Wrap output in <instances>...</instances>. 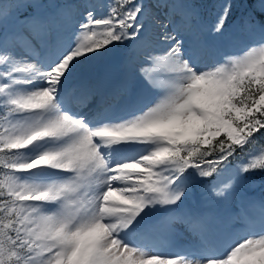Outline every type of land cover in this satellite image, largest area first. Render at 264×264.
I'll use <instances>...</instances> for the list:
<instances>
[{"label":"rangeland","instance_id":"374dc122","mask_svg":"<svg viewBox=\"0 0 264 264\" xmlns=\"http://www.w3.org/2000/svg\"><path fill=\"white\" fill-rule=\"evenodd\" d=\"M79 1L15 0L0 15V47L18 16L47 14L54 28L62 15L57 12H67ZM87 1L80 24L69 23L85 40L83 48L62 55L43 85L57 84L58 95L33 109L0 89V104L7 108L0 116V147L15 148L4 189L14 200L17 234L29 254L25 264H142L147 251L139 231L146 232L149 220L155 221L148 223L149 229L154 226L170 252L154 264H264V217L256 231L249 225L253 232L241 218L246 206H264V186L245 185L243 180L244 172L263 158L264 148L236 164L201 166L184 174L164 158L173 145L170 138L189 142L190 135L201 133L200 107L212 114L210 99L230 93L243 73H264V16L257 27L248 20L236 25L230 20L232 0H215L203 21L196 6L170 0L178 10L191 13L200 41L213 45L210 53H219L216 60L225 66L214 78H200L181 72L180 57L155 41L156 35L140 41L143 32L134 29L154 22L149 0H119L118 17L116 0ZM256 4L264 13V0ZM109 21L116 27L107 34ZM232 35L238 40L234 47ZM20 37L35 44L28 33ZM2 58L0 51V64ZM102 70L123 92L102 115L85 122L69 93L81 88L84 78L98 81L96 73ZM6 81L0 75V85ZM10 85L22 86L14 80ZM137 146L141 149L134 154L124 149ZM114 148L130 157L107 161L102 152ZM113 172H118L115 182L109 180ZM101 181L106 191L116 182L130 186L109 196L99 190ZM111 237L116 241L113 249L101 254V243ZM200 247L197 260L194 254Z\"/></svg>","mask_w":264,"mask_h":264},{"label":"bare ground","instance_id":"6f19581e","mask_svg":"<svg viewBox=\"0 0 264 264\" xmlns=\"http://www.w3.org/2000/svg\"><path fill=\"white\" fill-rule=\"evenodd\" d=\"M169 1L149 0V3H152L150 15L154 16L152 17L154 22L140 23L134 29L135 32H143L140 41L146 42L148 37L156 35L155 41L163 42L164 47L163 45L162 47L164 49H171V54L180 57L184 66L181 72L188 75H194L200 78H205L206 76L214 78L215 72H223L225 66L223 64L220 65L216 60L219 53H210L213 45L200 41L197 30L189 20L191 13L178 10L175 2L169 4ZM87 3V0H81L78 4L68 7L67 12L58 11L57 14L62 15L59 19V24L54 28L51 26L49 15L47 14L44 18H38L32 16L31 11L30 15L18 16V20L10 33L3 35L0 47L2 59L5 60V62H1L0 64V75L7 80L4 85H0V89L2 88L6 92H13L16 98L20 99V105H25V108L31 107L33 109L40 108L42 102L47 97L50 98L55 93L58 95L57 84L43 85L50 78L49 68L55 66L62 55H67L66 53L69 51H78L83 48L85 40L81 39L80 34L74 28H71L72 25L70 26L69 23L70 20H73L72 24L74 22L80 24L78 16L80 13L87 14L86 9H89ZM157 12H160V14L156 15ZM26 33L34 39L35 44L29 45L31 43L30 40L27 41L25 38L20 37L21 35L25 36ZM2 47L5 49V52H3ZM30 48L32 51H28ZM37 57L40 60L34 61ZM141 58L143 59V57ZM107 60L108 57L104 59V62ZM114 62L118 64L117 60ZM203 69H207V72H203ZM96 74L99 77L98 81L84 78L83 80L87 82L81 88H72L69 93L74 99L73 102L78 103V105L74 103L77 107L81 105L82 101L92 100L89 105L90 108L86 109L89 112L85 113L83 111L85 109L82 108V112L84 113L82 117L88 114L85 121H89L91 118L98 116L103 109L117 102L123 92L115 80L109 79L107 76L104 77L103 71H98ZM12 80L22 86L10 85ZM127 107L129 108V106ZM128 148L124 147L127 150L126 153L134 154L141 149V146ZM102 153L105 154L106 160L109 162H116L121 158L130 157L124 154L121 155L115 148L109 151L105 150ZM131 165H135V163H131ZM117 174L118 172H113L109 180L115 182L116 179L114 177ZM102 179L104 180L106 177ZM104 184V181H101L99 190L102 188V191L104 190L109 196H113L119 192V189L122 187L130 186L127 183L116 182L113 183L112 188L106 191ZM100 193L97 192L94 195L97 196ZM92 198L94 197L92 196ZM262 217H264L263 205L250 209L246 206V209L242 210L241 213L243 223L248 228L250 225L253 231L257 230L261 222L260 218ZM251 229L249 228L250 231H252ZM201 249L202 247L194 254V258L197 260L201 258ZM156 261L162 263L161 259H157ZM157 262L152 261L146 264H154Z\"/></svg>","mask_w":264,"mask_h":264},{"label":"trees","instance_id":"16d2710c","mask_svg":"<svg viewBox=\"0 0 264 264\" xmlns=\"http://www.w3.org/2000/svg\"><path fill=\"white\" fill-rule=\"evenodd\" d=\"M12 1L0 0V14ZM185 1L199 6L202 17L206 19L209 15L207 11L215 0ZM113 8L118 17L121 2L116 0ZM229 10L232 11V20H248L254 25L262 22L255 0H232ZM106 28L107 34L113 31L112 21L107 23ZM208 103L212 105V114H205L204 108L200 107L204 111V130L200 135H190L189 142L178 136L169 140L173 145L164 158L182 174L201 166L218 168L223 162L235 163L254 150L264 148V73L251 77L243 74L230 93L210 99ZM4 114V108L0 107V116ZM12 159L10 148L0 149V264H25L29 254L17 234V218L10 210L13 201L3 188ZM243 178L245 185H264V156L257 165L245 171ZM158 193L161 194V190Z\"/></svg>","mask_w":264,"mask_h":264}]
</instances>
